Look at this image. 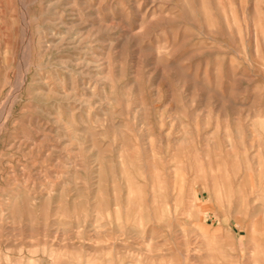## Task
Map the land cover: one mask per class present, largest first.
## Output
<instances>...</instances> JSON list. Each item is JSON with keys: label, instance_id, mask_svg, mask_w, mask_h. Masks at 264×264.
I'll return each mask as SVG.
<instances>
[{"label": "rangeland", "instance_id": "374dc122", "mask_svg": "<svg viewBox=\"0 0 264 264\" xmlns=\"http://www.w3.org/2000/svg\"><path fill=\"white\" fill-rule=\"evenodd\" d=\"M0 264H264V0H0Z\"/></svg>", "mask_w": 264, "mask_h": 264}, {"label": "bare ground", "instance_id": "6f19581e", "mask_svg": "<svg viewBox=\"0 0 264 264\" xmlns=\"http://www.w3.org/2000/svg\"><path fill=\"white\" fill-rule=\"evenodd\" d=\"M22 81H23V79H22ZM22 81H21V82H22ZM248 176H249V175H248ZM245 178H247V177L245 176Z\"/></svg>", "mask_w": 264, "mask_h": 264}]
</instances>
